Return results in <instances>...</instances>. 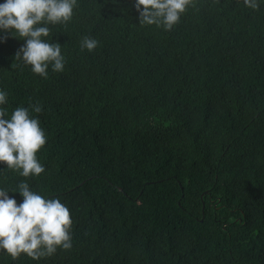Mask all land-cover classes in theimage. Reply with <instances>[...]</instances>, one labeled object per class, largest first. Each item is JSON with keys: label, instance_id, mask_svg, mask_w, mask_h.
<instances>
[{"label": "trees", "instance_id": "1", "mask_svg": "<svg viewBox=\"0 0 264 264\" xmlns=\"http://www.w3.org/2000/svg\"><path fill=\"white\" fill-rule=\"evenodd\" d=\"M50 27L65 65L46 78L0 34L9 116L39 104L46 135L44 172L0 163V186L66 204L72 247L0 264H264V4L194 0L165 31L134 0H78Z\"/></svg>", "mask_w": 264, "mask_h": 264}, {"label": "clouds", "instance_id": "2", "mask_svg": "<svg viewBox=\"0 0 264 264\" xmlns=\"http://www.w3.org/2000/svg\"><path fill=\"white\" fill-rule=\"evenodd\" d=\"M194 0H134L139 23L170 31ZM245 7L258 10L264 0H243ZM78 0H0V34H10L24 43L15 54L46 78L48 70L63 71L65 56L58 42L49 41L51 27L67 25L73 19ZM142 6V7H141ZM4 36L0 35V42ZM95 38L85 36L81 48L91 52ZM9 93L0 88V163L22 177L38 176L44 166L37 152L45 145L46 135L38 118L39 104L15 107L9 116L5 107ZM22 200L18 203L15 195ZM72 220L66 204L55 197L42 196L22 181L14 189L0 186V252L15 261L21 256L31 260L50 257L57 249H70Z\"/></svg>", "mask_w": 264, "mask_h": 264}, {"label": "water", "instance_id": "3", "mask_svg": "<svg viewBox=\"0 0 264 264\" xmlns=\"http://www.w3.org/2000/svg\"><path fill=\"white\" fill-rule=\"evenodd\" d=\"M119 190L121 191V190H122V188H120V187H119Z\"/></svg>", "mask_w": 264, "mask_h": 264}]
</instances>
